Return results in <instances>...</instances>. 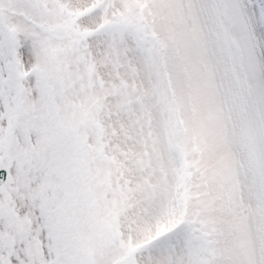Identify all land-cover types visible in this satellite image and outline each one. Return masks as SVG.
<instances>
[{"label": "snow or ice", "instance_id": "6c2138e0", "mask_svg": "<svg viewBox=\"0 0 264 264\" xmlns=\"http://www.w3.org/2000/svg\"><path fill=\"white\" fill-rule=\"evenodd\" d=\"M0 264H264V0H0Z\"/></svg>", "mask_w": 264, "mask_h": 264}]
</instances>
